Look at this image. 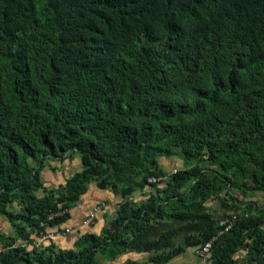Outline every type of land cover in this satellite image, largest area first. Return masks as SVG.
<instances>
[{"label":"trees","instance_id":"trees-1","mask_svg":"<svg viewBox=\"0 0 264 264\" xmlns=\"http://www.w3.org/2000/svg\"><path fill=\"white\" fill-rule=\"evenodd\" d=\"M92 182L121 197L100 233L35 245ZM231 189L264 192V0H0V264H165L213 237L210 264H264V203L198 214ZM199 218L177 243L172 223Z\"/></svg>","mask_w":264,"mask_h":264},{"label":"crops","instance_id":"crops-1","mask_svg":"<svg viewBox=\"0 0 264 264\" xmlns=\"http://www.w3.org/2000/svg\"><path fill=\"white\" fill-rule=\"evenodd\" d=\"M178 158H165L161 157L159 159V163L162 165L165 171H170L174 165L179 164ZM58 163L60 169L54 168L50 169V167L45 166L42 169L41 176L44 181V185L46 187L50 186H58L59 184L64 183L65 178L68 177L74 171H78L81 169L82 164L79 156H74L71 160H65L62 163ZM51 165H55V162H50ZM53 165V166H54ZM42 192L38 191V195H41ZM118 195H114L108 190L99 189L96 184L89 185L88 191L83 194L79 201L70 209V218L67 219L65 222L57 225H53L51 227H47L45 233L48 235V238L41 240L39 233L31 235L32 239L34 240V244L36 245V241L39 242L37 245L45 246L48 245L50 242L54 243L56 248L61 249H68L73 247V243L75 239L84 232H93V233H100L102 227L104 226V218L102 214L106 213L107 210L114 211V206L117 205L121 198ZM145 198V196H141ZM136 198V197H135ZM137 198V199H142ZM103 203V209L100 212L96 213V220L93 227H89L91 231H86L87 228L82 225V221L86 218L92 211L96 204ZM68 229V231H65ZM0 231L5 234L12 233V228L8 219L4 215H0ZM19 242V241H18ZM33 244H27L26 249L29 251L32 249ZM139 254L137 252H128L119 255L117 258L111 261H104L102 264H123L127 260H135L139 262V264H150L153 262H149L148 258L137 259L136 255ZM182 254V253H181ZM181 254L176 255L172 259H176L181 257ZM170 259L169 261H171ZM168 261V262H169ZM165 264H169V263ZM156 264V263H153Z\"/></svg>","mask_w":264,"mask_h":264},{"label":"rangeland","instance_id":"rangeland-1","mask_svg":"<svg viewBox=\"0 0 264 264\" xmlns=\"http://www.w3.org/2000/svg\"><path fill=\"white\" fill-rule=\"evenodd\" d=\"M54 167L57 169H60L58 163L56 162H55ZM181 167H182L181 164H176L173 166V168L175 169H179ZM91 184H94V183L92 182ZM141 196H142V192H138V191L135 192L136 198H142ZM117 198H121V197H117ZM232 198L236 201L237 204L244 202V201L245 202L250 201V200L264 203V192H257L252 195H244L240 191L231 189L228 191V194H225V195L220 194L219 196H213L212 198L208 199V201L204 203V207L199 209L198 214H206V215L208 214L212 216L213 218L219 220V222L223 221L227 218V216L236 214V212H234V201L232 200ZM117 206L118 205L114 206L115 210L117 209ZM115 210L110 212L108 209L106 213L102 214L105 223L108 219H111L115 216L116 214ZM95 220L96 219H94L89 226H86L87 228L86 231H91L89 227L90 228L93 227V225L95 224ZM206 224L207 222L204 218H199L197 219V221H194L191 223H184V222L183 223L181 222L172 223L169 229L170 228L176 229L178 233H177L175 240L177 243L183 244L185 236L187 235H190V236L198 235L199 236L201 234V230L206 226ZM163 228L166 229L168 228V226L164 225L162 229ZM197 247H199V244L192 246V247H188L186 251L181 254V257L172 259L168 263L169 264H210L209 258L203 259L197 256L195 252ZM239 253L242 254L243 251ZM136 257L137 259L145 260L147 259V257H149V255L147 253H139L136 255ZM114 264H118V263H114ZM150 264H153V263H150Z\"/></svg>","mask_w":264,"mask_h":264},{"label":"built area","instance_id":"built-area-1","mask_svg":"<svg viewBox=\"0 0 264 264\" xmlns=\"http://www.w3.org/2000/svg\"><path fill=\"white\" fill-rule=\"evenodd\" d=\"M174 172V171H173ZM166 177H160V176H150L148 178L149 183H155L158 184L159 186H163L165 183ZM104 204L103 203H98L94 206L93 211L83 219L82 225L84 227L89 226L91 222L96 218V213L100 212V210L103 209ZM229 220L226 218L223 221H220V224L228 222ZM65 231H68L66 229ZM41 240L48 238V235L45 232L39 233ZM215 237H213L211 240L206 241L205 243L199 245V247L196 248V254L200 258L203 259H208L210 257V251H211V242ZM39 244L38 241H36V245Z\"/></svg>","mask_w":264,"mask_h":264}]
</instances>
